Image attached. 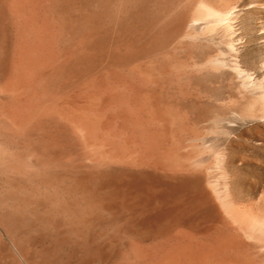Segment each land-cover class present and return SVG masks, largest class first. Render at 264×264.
<instances>
[{
    "label": "rangeland",
    "instance_id": "rangeland-1",
    "mask_svg": "<svg viewBox=\"0 0 264 264\" xmlns=\"http://www.w3.org/2000/svg\"><path fill=\"white\" fill-rule=\"evenodd\" d=\"M0 80L5 114L29 83L34 104L66 116L118 114L96 108L110 96L137 105L169 152L135 176L153 191L139 192L138 227L151 228L140 248L179 242L184 264H264V0H0ZM34 131L14 138L34 144ZM80 146L62 139L70 155ZM65 254L51 264H87Z\"/></svg>",
    "mask_w": 264,
    "mask_h": 264
},
{
    "label": "bare ground",
    "instance_id": "bare-ground-1",
    "mask_svg": "<svg viewBox=\"0 0 264 264\" xmlns=\"http://www.w3.org/2000/svg\"><path fill=\"white\" fill-rule=\"evenodd\" d=\"M29 84L26 88L21 84L24 98L20 95L18 101L22 98L23 103L15 96L9 114L0 113V264H51L64 250L68 256L80 253L79 259L87 264H184L182 257L187 253L179 242H172V248L159 245L154 251L139 245L151 231L138 227L142 216L139 192L153 191L149 184L137 183L135 176L140 171L149 174L169 152L153 142L146 118L137 115V105L109 93V99L96 108L103 111L111 106L118 114L66 116L46 103L34 104L31 96L38 91ZM0 88L1 96L5 93ZM115 119L120 120L116 124L120 131L128 134L123 139L126 145L135 147L130 157L124 158L111 140L112 130L118 129ZM34 129L39 133L34 144L14 138L23 130L28 139L36 134ZM64 138L81 145L78 157L61 149ZM11 141L17 148H11ZM120 176L129 179L116 181ZM161 188V192L166 190ZM166 203L153 208L164 209ZM233 215L239 222L244 219L236 212Z\"/></svg>",
    "mask_w": 264,
    "mask_h": 264
}]
</instances>
